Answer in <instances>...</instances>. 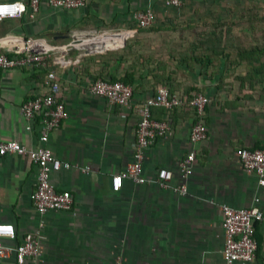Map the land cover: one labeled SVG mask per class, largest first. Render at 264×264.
Here are the masks:
<instances>
[{
	"label": "crops",
	"instance_id": "1",
	"mask_svg": "<svg viewBox=\"0 0 264 264\" xmlns=\"http://www.w3.org/2000/svg\"><path fill=\"white\" fill-rule=\"evenodd\" d=\"M142 10L156 15L149 27L137 22ZM31 11L0 20V52L15 53L34 39L49 56L45 63L0 70V139L30 148L41 144L42 116L29 122L22 105L47 91L54 72L69 116L51 132L48 146L71 166L51 177L59 189L71 191L74 204L40 213L32 198L37 164L27 155L0 156V221L16 228V238H3L4 244L15 247L26 233H39V252L25 264H228L223 207L258 205L264 211V185L238 154L242 147L264 150V0H183L181 6L88 0L80 8L41 0ZM229 20L238 27L247 22L233 31L235 45L199 60L206 53L194 46L200 34ZM99 78L131 85L129 103L112 104L91 92ZM162 85L186 104L152 108V117L168 119L171 129L146 150L144 176L154 179L164 167L174 171L172 186L180 184L179 161L193 151L188 192L130 177L115 191L113 175L134 159L138 108ZM198 92L210 98L208 134L193 142L198 116L189 101ZM255 238L256 258L232 264H264V220L255 223ZM4 264H17L14 251Z\"/></svg>",
	"mask_w": 264,
	"mask_h": 264
},
{
	"label": "built area",
	"instance_id": "2",
	"mask_svg": "<svg viewBox=\"0 0 264 264\" xmlns=\"http://www.w3.org/2000/svg\"><path fill=\"white\" fill-rule=\"evenodd\" d=\"M41 0H30L29 4L22 1L0 0V20L6 17L23 15L28 8L34 15L39 9ZM175 6H181L183 0H169ZM55 7L80 8L86 5L88 0H49ZM136 19L141 27L151 26L156 15L152 10L137 12ZM37 45L40 46L38 50ZM49 50L43 42L27 39L22 47L15 53L0 52V70L14 67L33 66L45 63ZM49 86L46 92H41L27 99L22 105V113L29 121H34L38 115L42 116V131L40 133V145L30 148L16 140L4 141L0 139V156L8 153H17L29 156L39 168L38 182L32 198L35 207L40 213L50 210H69L73 207L74 198L71 191L59 189L52 180V173L62 168H69V162L62 161L48 146L50 134L57 129L62 121L68 118L69 111L61 98V85L54 72L48 74ZM91 92L106 98L112 104L125 105L133 96V87L120 80L99 78L91 86ZM210 98L201 92L196 93L189 105L195 109L198 116L197 122L192 126L190 138L198 142L207 137L208 129L204 122L205 108ZM183 98L172 93L168 86L162 85L157 93L149 97L138 108L141 119L138 125L136 149L134 159L127 169L112 177V189L118 191L126 177H130L136 183L147 181L159 183L165 188L173 187L180 194L188 192L187 181L193 173L195 153H188L179 161L178 172L182 182L172 186L171 181L174 171L168 168H160L157 177L149 179L144 176V159L146 150L155 140L165 135L171 129V123L167 120H158L152 117V108L162 106L167 110L185 105ZM31 129V124H28ZM243 167L255 171L259 176L260 184L264 185V150L242 147L238 151ZM87 171V168H83ZM223 228L226 236L224 253L228 264L236 261H253L257 256L258 243L255 238V223L264 220V211L258 205L249 208H234L229 205L223 207ZM3 238H16V228L13 223L0 221V264L15 252L16 263L25 264L33 259L39 252L40 234L26 233L22 241L15 247H10L2 241ZM119 264V263H118Z\"/></svg>",
	"mask_w": 264,
	"mask_h": 264
},
{
	"label": "trees",
	"instance_id": "3",
	"mask_svg": "<svg viewBox=\"0 0 264 264\" xmlns=\"http://www.w3.org/2000/svg\"><path fill=\"white\" fill-rule=\"evenodd\" d=\"M260 21L263 22V29L260 37L264 44V17H261ZM233 31V23L230 20L217 22L214 26L203 31L194 46L202 48L206 53L201 56L197 55V58L201 60L202 56L210 57L213 55L226 54L228 48L235 45Z\"/></svg>",
	"mask_w": 264,
	"mask_h": 264
},
{
	"label": "rangeland",
	"instance_id": "4",
	"mask_svg": "<svg viewBox=\"0 0 264 264\" xmlns=\"http://www.w3.org/2000/svg\"><path fill=\"white\" fill-rule=\"evenodd\" d=\"M217 1H218V0H217ZM224 14H225V13L221 14V12H218V13H217V15L220 16L219 18H222ZM224 16H225V15H224ZM218 20H219V19H218ZM241 20H242V19H241ZM242 21H243V20H242ZM239 22H240V21H239ZM246 23H247V22H246ZM246 23L242 22V24H241V22H240V25H241V26L238 27V26H237L238 24H237V25H233V26H234L233 28H234V30H237V28L242 29V27H243L242 25H246Z\"/></svg>",
	"mask_w": 264,
	"mask_h": 264
}]
</instances>
